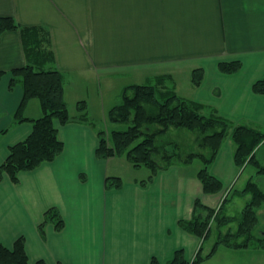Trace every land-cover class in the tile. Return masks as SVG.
<instances>
[{"label":"crops","instance_id":"obj_1","mask_svg":"<svg viewBox=\"0 0 264 264\" xmlns=\"http://www.w3.org/2000/svg\"><path fill=\"white\" fill-rule=\"evenodd\" d=\"M0 16L46 29L45 47L53 55L46 67L63 72L68 104L88 100V88L106 74L132 84L169 73L181 96L264 129V95L253 90L264 77V0H0ZM226 61L243 66L225 73L219 64ZM27 63L21 31L4 32L0 165L10 146L33 130L29 121L15 123L24 93L21 83L10 88L12 69ZM196 68L204 69L199 86L192 82ZM23 115L41 117L40 100L28 101ZM56 126L65 148L55 161L20 172L17 184L8 174L0 181L2 243L12 248L24 236L31 264L41 259L48 264H150L153 257L166 263L178 249L193 258L201 238L179 221L192 217L196 199L217 207L237 178L240 168L231 140L211 165L212 174L224 183L216 194L204 192L192 162L175 164L142 184L151 174L147 168L122 188L106 189L108 176L123 178L111 168L119 169L116 160L123 164L126 159L98 158L99 136L90 124L56 121ZM53 206L61 210L66 225L58 232L48 224L43 234L39 225ZM202 264H264V249L222 245Z\"/></svg>","mask_w":264,"mask_h":264},{"label":"trees","instance_id":"obj_2","mask_svg":"<svg viewBox=\"0 0 264 264\" xmlns=\"http://www.w3.org/2000/svg\"><path fill=\"white\" fill-rule=\"evenodd\" d=\"M19 30L22 33L28 63L12 69L10 88L21 83L23 99L15 113V123L29 121L33 130L24 140L10 146L7 159L0 165V181L5 174L14 183H19V173L38 168L45 162L55 161L64 151L65 144L59 137L61 125L69 123H85L94 126L99 136L96 155L100 159L124 157L134 168L146 167L151 170L146 184L160 171L175 164L191 163L195 159L203 162L198 170L204 192L216 194L224 190L223 181L212 174L211 165L227 140L234 147L233 157L239 168L248 165L258 168L264 176V165L258 159V150L264 145V129L247 122H237L221 115L212 106L191 98L181 96L174 87L173 76L169 73L160 74L148 83H132L126 85L121 94L119 104L113 106L107 116V121L113 127L100 128L90 117L87 101L77 103L78 114L72 115L69 104L64 96V74L57 69L46 67L48 60L53 58L52 51L45 47L48 44L46 29L40 26L24 27L12 16H0V38L4 32ZM241 61H226L219 64L225 73H234L242 68ZM5 74L0 71V80ZM204 79V69L192 71V82L199 86ZM255 93L264 95V77L253 84ZM40 100L43 115L38 118H28L23 111L31 99ZM14 123V124H15ZM173 128L187 129L198 132L200 151L172 152L170 146L180 148L179 144L166 140L164 136ZM9 128L2 131L6 134ZM264 178L248 181L242 193L252 194L251 200L244 206L239 216L232 215L227 219L221 212L230 200L228 187L222 201L217 207H210L200 199H196L191 218L181 219L180 226L187 232L201 238V243L193 258H188L184 249H178L174 257L162 263L153 257L150 264H202L210 259L222 245L233 249H264V233L259 234V209L264 206ZM124 180L120 176H108L106 189H120ZM227 216V215H226ZM218 219L217 239L212 248L205 252L204 243L213 233L212 223ZM238 221L234 231L222 232L223 222ZM48 224H54L56 231H62L66 221L61 210L50 207L44 213V219L39 229L45 234ZM0 264H31L26 251L24 236L19 237L12 248L0 240ZM34 264H48L41 259ZM62 264V263H57Z\"/></svg>","mask_w":264,"mask_h":264},{"label":"rangeland","instance_id":"obj_3","mask_svg":"<svg viewBox=\"0 0 264 264\" xmlns=\"http://www.w3.org/2000/svg\"><path fill=\"white\" fill-rule=\"evenodd\" d=\"M109 75V74H106ZM104 75L101 79H97L96 82L92 85V88H88L90 92V96H88L87 100V108L89 117L96 122L100 128H111L113 127L111 124L108 123V112L109 110L120 103L121 101V92L123 90V87L126 84H129L133 81H122L118 79L117 75H113L111 77H108ZM125 84V85H124ZM98 91V92H97ZM84 99V100H85ZM85 100V101H86ZM69 109L72 114H75L77 111V104L70 103ZM76 113V114H78ZM198 132L187 130V129H176L173 128L170 130L164 138L166 140H172L179 144L180 148L174 145L170 146V151H181L182 155H186L185 152L189 151H200L202 148L198 144ZM232 143V141H231ZM233 145V143H232ZM258 159L260 164L264 165V145L261 146V148L258 150ZM119 169L114 170V167L112 166L111 172L122 173L124 181H131L136 175H143L144 172L148 171L146 167H142V170H136L131 163L127 160H124L125 162L122 164L119 160ZM117 163V162H114ZM192 165L194 167L200 168L203 166V162L198 158L195 159L192 162ZM264 178V176L259 174L258 168H256L254 165H248L245 169L240 168L238 176L235 180H233L229 187L233 186L232 191L230 192V200L227 202L226 206L221 212V216L231 217L230 214L234 216H239L244 206L251 200L252 194L248 193L246 196H243L244 193H242V189L245 188L248 181H258L261 178ZM263 182V181H260ZM262 187L264 188V182L262 183ZM222 201V200H221ZM227 215V216H226ZM230 219V218H229ZM224 221V220H223ZM229 222L225 223V221L222 223V232L226 233L229 230L235 231L238 228V221L228 220ZM218 219H215V221L212 223L214 233L213 235L208 238L204 243V250L205 252H208L214 242L217 239V226ZM257 229L261 232L259 234L264 233V206L259 209V223L257 226Z\"/></svg>","mask_w":264,"mask_h":264}]
</instances>
